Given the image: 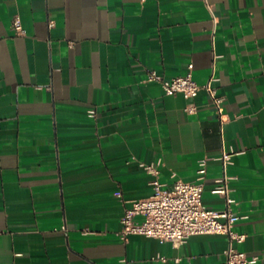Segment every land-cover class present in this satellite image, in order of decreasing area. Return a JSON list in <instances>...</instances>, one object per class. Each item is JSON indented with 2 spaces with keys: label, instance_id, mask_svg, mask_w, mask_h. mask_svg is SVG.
Listing matches in <instances>:
<instances>
[{
  "label": "crops",
  "instance_id": "0c3cea01",
  "mask_svg": "<svg viewBox=\"0 0 264 264\" xmlns=\"http://www.w3.org/2000/svg\"><path fill=\"white\" fill-rule=\"evenodd\" d=\"M150 69L210 82L221 115ZM203 157V203L229 176L235 247L264 264V0H0V264H218L225 234L119 236L153 179L199 181Z\"/></svg>",
  "mask_w": 264,
  "mask_h": 264
},
{
  "label": "built area",
  "instance_id": "2783aa9c",
  "mask_svg": "<svg viewBox=\"0 0 264 264\" xmlns=\"http://www.w3.org/2000/svg\"><path fill=\"white\" fill-rule=\"evenodd\" d=\"M11 27L16 33H22L21 22L17 16L12 18ZM145 80L159 82L165 94L181 93L190 99L200 90H204L216 114L220 116L223 111V97L217 93L215 87L210 82L198 84L192 79L190 72L183 76L163 79L155 70L150 69ZM186 110L194 111L195 107L189 105ZM94 114L95 109H88V115ZM229 156L228 153L221 155L223 166L229 162ZM141 165L154 174L158 173L152 164ZM206 165L205 157L198 160L196 173L199 181L196 182L178 179L164 186L157 178L153 179L151 195L133 200L121 216L120 238L125 239L128 234H141L179 245L191 235L225 234L228 237V244L223 251L224 259L218 264H253L256 261L255 256L249 257L235 247V243L244 239V234L233 230L239 215L232 208L237 200L230 195L231 189L228 185L230 177L224 174L211 189L213 194L223 197V207L215 209L203 203V186L200 180L204 177ZM116 194L119 196L120 192ZM136 216H141V219L137 220Z\"/></svg>",
  "mask_w": 264,
  "mask_h": 264
}]
</instances>
